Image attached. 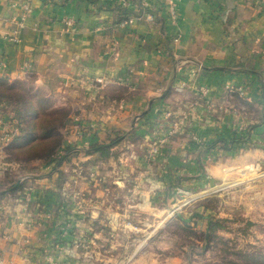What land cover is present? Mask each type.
I'll return each mask as SVG.
<instances>
[{"label":"crops","instance_id":"crops-1","mask_svg":"<svg viewBox=\"0 0 264 264\" xmlns=\"http://www.w3.org/2000/svg\"><path fill=\"white\" fill-rule=\"evenodd\" d=\"M118 6L129 11L130 23L122 24ZM174 10L173 19L168 0H0V81L39 93L47 108L70 110L63 147L73 148L60 181L37 162H0V264H86L81 241L96 219L86 209L101 210L95 201L104 200L100 192L112 198L113 183L150 177L139 189L149 198L153 189L165 194L186 184L188 176L202 182L215 172L233 173L235 165L264 163V123L236 152L208 148L261 120L264 0H175ZM66 16L73 28L62 23ZM14 29L18 42L8 39ZM2 111L0 127L9 126ZM171 127L174 136L154 166L145 165L148 141ZM118 135L107 157L87 153L89 144ZM81 164L93 165L100 183L90 187L76 178ZM12 178L25 180L24 192L2 194ZM90 188L97 193L88 204L82 196ZM26 196L33 205L41 197L56 201L30 229L21 209Z\"/></svg>","mask_w":264,"mask_h":264},{"label":"rangeland","instance_id":"rangeland-1","mask_svg":"<svg viewBox=\"0 0 264 264\" xmlns=\"http://www.w3.org/2000/svg\"><path fill=\"white\" fill-rule=\"evenodd\" d=\"M18 88L25 89V86ZM22 107L23 104L21 106L20 102L13 100L2 111L9 117L11 124L0 127V162L26 166L30 162H37L56 172L58 180H62L61 166L73 149L63 147L66 132L63 133L62 128L66 123L57 128L61 136L57 157L65 155L58 163L56 160L48 162L36 158L27 161L16 160L15 156L7 151L21 131L18 115H22ZM14 110H19V114ZM65 110L70 113V110ZM246 112L252 114L254 111L249 109ZM169 117L172 118V115ZM172 128L174 127L169 130ZM167 132L162 138L152 137L148 141L144 154L145 165L153 167L162 145L174 136V132L170 136H167ZM119 138L115 143H106L108 153L110 148L119 142ZM91 144L87 146L88 150ZM156 146L158 150L155 152ZM236 149L238 148L233 151L236 152ZM88 150L87 153L101 154L99 151ZM107 154L101 155L107 157ZM25 156L26 153H21L20 158L24 159ZM121 159L123 160V157ZM117 163L123 164L121 160ZM91 166L93 165H77L72 172L76 178L85 179L83 182L90 187L96 182L100 183L97 172ZM232 172H215V175H208L202 182L201 179L188 176L184 180L186 184L175 185L165 194H155L153 189V192H150L151 197L148 195L149 198H143L139 189L141 184H146L147 181L150 184V177L136 176L133 177L132 183L125 184L124 187L113 183L116 190L112 189V198L100 192L104 200H97L95 203L102 206L101 210L90 206V200L97 192L93 194L94 190L87 189L82 197L89 204L86 209L89 217L95 216L96 219L92 220L88 234H85V239L81 241L87 251L86 264H264V163L259 166L246 163L240 165V168L235 165ZM24 182L22 179H8L6 189L1 193L24 192ZM145 186L148 187V184ZM56 193L63 196L62 190ZM45 196L46 194L43 198ZM68 197L65 196L66 199H69ZM43 198H39L34 205L27 196L22 199L21 209L26 214L27 229L35 223L31 220L50 215L47 211L51 210L50 206L56 201L50 204V199ZM76 207L75 210L81 211ZM109 213L115 217H107ZM178 215L190 217V221L185 223ZM209 220L211 230L209 239L205 241L202 231L206 229ZM94 232H99L98 239L93 237ZM245 255H253V259L244 257Z\"/></svg>","mask_w":264,"mask_h":264},{"label":"trees","instance_id":"trees-1","mask_svg":"<svg viewBox=\"0 0 264 264\" xmlns=\"http://www.w3.org/2000/svg\"><path fill=\"white\" fill-rule=\"evenodd\" d=\"M119 15L122 19H129V11L125 7L118 6ZM13 100L23 104L22 115L19 110L14 112L19 116V126L21 131L13 142L8 146L10 154L15 156L16 160L42 159L45 161L56 160L58 163L65 158V155L57 157L58 146L61 142V136L57 130L58 126L64 125L67 121V114L64 107H46V100L39 93H30L29 90L19 89L16 85L10 84L4 80L0 81V108L1 110L9 106ZM264 123V104L262 106V117L258 123L248 125L240 134L231 137H223L215 140L208 148L220 147L224 150H233L244 147L250 139V134L254 128ZM35 134V135H34ZM119 136L110 140V144L115 143ZM31 142V143H30ZM22 143V144H21ZM25 144V145H23ZM108 146L104 142L92 143L89 146V152L99 151L101 154L108 153ZM21 153H26L24 159L20 158ZM179 219L185 223L190 221V217L185 218L178 215ZM211 230V221L209 220L206 229L203 232L205 241L209 239ZM253 255L247 257L252 258Z\"/></svg>","mask_w":264,"mask_h":264},{"label":"built area","instance_id":"built-area-1","mask_svg":"<svg viewBox=\"0 0 264 264\" xmlns=\"http://www.w3.org/2000/svg\"><path fill=\"white\" fill-rule=\"evenodd\" d=\"M169 2V5H170V14H171V17L174 19L175 18V10H174V3H175V0H168ZM29 5L28 4H25L24 5V10L25 11H29ZM62 23L65 24V26L67 28H73L75 26V20L74 18L72 17H63L62 18ZM132 21V19H128L126 21H123L122 24H128ZM18 31L17 29H14L12 30V32L9 34L8 36V39L11 41V42H18ZM204 92L207 91V88H204L203 89ZM229 92H236V91H239V92H242V88H234V87H230L228 89ZM167 116L169 117L170 116V113H167ZM174 132V128L170 129L168 132H167V136H170L172 133ZM158 150V146H156L154 148V151L156 152Z\"/></svg>","mask_w":264,"mask_h":264}]
</instances>
